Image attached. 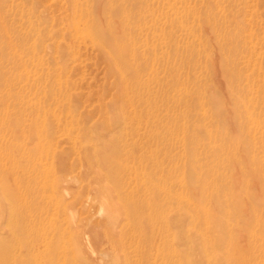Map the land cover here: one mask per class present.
Here are the masks:
<instances>
[{"label": "rangeland", "instance_id": "obj_1", "mask_svg": "<svg viewBox=\"0 0 264 264\" xmlns=\"http://www.w3.org/2000/svg\"><path fill=\"white\" fill-rule=\"evenodd\" d=\"M263 221L264 0H0V264H264Z\"/></svg>", "mask_w": 264, "mask_h": 264}, {"label": "bare ground", "instance_id": "obj_2", "mask_svg": "<svg viewBox=\"0 0 264 264\" xmlns=\"http://www.w3.org/2000/svg\"><path fill=\"white\" fill-rule=\"evenodd\" d=\"M94 26V25H93ZM99 29V28H98ZM93 30H95V28H93ZM87 32V31H86ZM90 32V31H89ZM87 34V33H86ZM89 36V35H88ZM91 37V36H90ZM90 37H88V38H90ZM119 45V44H118ZM124 49V48H123ZM122 52V51H121ZM138 91H139V88H136V89H134V90H132V92H131V94H136V93H138ZM21 217H23V214L21 213ZM22 225V226H21ZM21 225H20V229H19V236L22 238V239H24V238H26V237H29L30 236V234H32V232H33V230H31L32 228L30 227H28L27 225H23L22 224V219H21ZM262 227L264 228V221H263V224H262ZM261 230H264V229H261ZM262 233V231H260V232H258V233H254V235L255 236H259L260 234ZM214 244V241H213V239L211 238V237H206V238H204V246H205V250L207 251L208 249H209V247H211V248H213V245Z\"/></svg>", "mask_w": 264, "mask_h": 264}]
</instances>
